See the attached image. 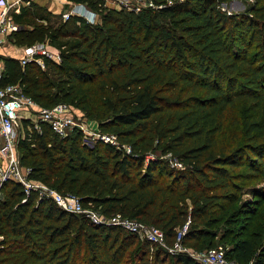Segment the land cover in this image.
Segmentation results:
<instances>
[{
	"label": "trees",
	"instance_id": "1",
	"mask_svg": "<svg viewBox=\"0 0 264 264\" xmlns=\"http://www.w3.org/2000/svg\"><path fill=\"white\" fill-rule=\"evenodd\" d=\"M67 1L99 20L21 9L13 43L46 41L60 61L4 59L2 82L18 83L41 109H77L113 143H85L76 128L60 137L25 117L19 162L29 181L74 196L83 211L155 227L166 248L7 180L0 264H200L167 250L186 223L182 246L206 249L221 229L224 241L235 237L231 258L264 264V229L232 228L244 194L257 198L256 210L264 203V0H238L245 10L231 14L220 5L232 0H171L137 13Z\"/></svg>",
	"mask_w": 264,
	"mask_h": 264
},
{
	"label": "built area",
	"instance_id": "2",
	"mask_svg": "<svg viewBox=\"0 0 264 264\" xmlns=\"http://www.w3.org/2000/svg\"><path fill=\"white\" fill-rule=\"evenodd\" d=\"M104 6L114 10H124L128 12H140L143 9L156 10L161 9L165 5H171V0L165 1L163 4H156L153 0H103ZM29 0H0V36H5L18 30V25L13 21L10 13L17 9L21 4H28ZM82 16L88 21L93 22L92 13H90L83 6H75L63 13V20L69 16ZM0 37V44L2 42ZM47 42L35 43L32 46L23 47V54L18 58L19 65L24 67L29 62H36L42 66L43 58L49 59L55 63H59V53L55 49L54 53L48 51ZM4 66L0 60V185L5 181H14L24 186L25 192L29 189H38L39 192L46 198H51L61 209L81 214L84 213L91 221L95 223H108L112 225L121 226L135 233L140 239H145L151 244L166 248L163 239V233L152 226L142 225L136 221H129L120 219L118 216L109 220L104 219L98 214L91 211H83L81 206L74 196H63L57 192L48 190L40 183L32 182L27 179L28 170L23 168L19 162V155L16 149V143L20 136V112L22 110H32L37 114V120L31 121L38 129V122L46 123L51 130L59 135L65 137L72 129L76 128L83 134L85 143H90L97 139L106 143H113V137L107 135H100L99 133H90L86 130L84 125L76 124L69 116L71 107L65 104H57L52 109H41L29 98L22 93L21 86L18 83L3 84ZM93 134V135H92ZM168 165L171 168H180L181 165L172 160L170 157H165ZM187 223L183 226L177 236L176 242L172 247L167 248L170 253L176 252L177 245L180 244V236L185 233ZM181 245V244H180ZM190 258L200 264H226L224 251L221 248L208 249L200 255H191Z\"/></svg>",
	"mask_w": 264,
	"mask_h": 264
},
{
	"label": "rangeland",
	"instance_id": "3",
	"mask_svg": "<svg viewBox=\"0 0 264 264\" xmlns=\"http://www.w3.org/2000/svg\"><path fill=\"white\" fill-rule=\"evenodd\" d=\"M36 6L37 5L31 6L30 10L31 11L35 10ZM220 9L224 13H228V14L242 13L245 10V4L242 3L241 1H238V0H236V1L232 0V1H229L225 4L220 5ZM92 19H93L92 20L93 22H96L99 20L96 15H92ZM47 49L51 53L55 52V49L51 46H47ZM22 54H23V52H22ZM69 112H70L69 116L73 117L72 120L74 123L81 124V125L83 124L85 129L90 131V133L91 132L96 133V134L98 133L97 123L95 121L84 118L82 116V114L80 113V111H78L77 109L72 108L69 110ZM21 117H30L33 121L37 120V114L32 112V110H22L20 112V118ZM257 187L259 188V185H257ZM244 188H248V187L245 186ZM256 199L257 198H253V196H251L249 194L243 195V200H244L243 202L246 203L247 208H242L243 205L240 206V209H243V214L238 218L236 225L232 226L233 232H240V229H242V228H246L250 231L259 230L260 228L264 229V222H262V223L258 222L260 219L258 217V215L263 212L264 203L260 204L258 209L256 210V203L255 202L258 201ZM240 209H239V211H240ZM244 210L247 212V214H244V213H246V212H244ZM250 212H252V213H250ZM255 221H257L258 225L260 224V226L258 228H257ZM222 232L223 231L221 229L217 230L213 242L210 243L209 247L206 249L195 250L192 248L184 247V246L179 244L175 248L176 249L175 254H178V253L179 254H187L190 257L191 255H200L201 253H204L208 249L221 248L224 251L226 264H239L238 262H236L233 258H231L228 255V249H229L231 243L233 242V239H235V237H231L229 240L224 241L222 239ZM248 264H252V263H248Z\"/></svg>",
	"mask_w": 264,
	"mask_h": 264
},
{
	"label": "crops",
	"instance_id": "4",
	"mask_svg": "<svg viewBox=\"0 0 264 264\" xmlns=\"http://www.w3.org/2000/svg\"><path fill=\"white\" fill-rule=\"evenodd\" d=\"M31 4L37 5L38 7L46 8L48 11H50L53 14L65 13L69 11L73 7V5L75 6L78 5L75 3H71L67 0H63V1L62 0L61 1L60 0H29L28 4L24 3L19 5L16 10L10 13V15L13 18V15L19 14L21 9L28 8ZM1 13H2V8H0V14ZM10 34L11 33L6 34L5 36H0L3 40L0 44V60L3 62V66H4V59L11 58L18 60V58L21 57L22 55L23 47H25V46L21 47L15 45L12 41Z\"/></svg>",
	"mask_w": 264,
	"mask_h": 264
}]
</instances>
